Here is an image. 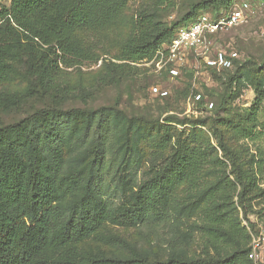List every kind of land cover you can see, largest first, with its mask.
Instances as JSON below:
<instances>
[{
	"label": "trees",
	"instance_id": "1",
	"mask_svg": "<svg viewBox=\"0 0 264 264\" xmlns=\"http://www.w3.org/2000/svg\"><path fill=\"white\" fill-rule=\"evenodd\" d=\"M173 2L155 0L154 6L136 11L134 33L114 57L123 63L103 64V71L114 85L133 68L132 63L148 62L159 48L170 44L178 28L191 25L202 13L214 20L226 17L244 0H190L187 9L168 23L162 19V6ZM125 4L126 0H11L10 6L0 9V82L7 79L11 57L24 36L33 42L26 59L36 75L34 82L38 85L41 80L49 85L55 60L68 59L77 51L74 31L113 21ZM262 63L264 59L260 66L241 56L233 59L231 68L205 64L213 77L222 81L225 91L211 101L194 91V102L217 112L213 122L219 125L215 128L216 138L223 150L227 145L222 126L233 128L242 137L260 138L264 143V119L259 117L264 79L255 83L257 98L246 114L228 109L232 115L218 117L221 110L228 108L226 103L240 79L250 76L249 69H263ZM157 74L177 79L182 73L179 70L174 76L164 69ZM161 91L167 94L162 95ZM38 92L41 96L46 94ZM157 95L164 99L169 93L160 89ZM189 121L191 126H196L197 121L206 123ZM165 122L154 121L158 143L162 149L171 148L172 153L170 157L160 154L154 158L145 170L148 177L139 184L137 173L144 163L143 126L148 122L144 121L141 129L117 106L87 108L51 103L13 123L0 125V264H254L249 257L251 247L222 261L210 255L188 256L194 233L184 229L186 215L173 207L172 199L176 184L199 168L202 156L198 151L202 150L186 141L184 132L178 133L170 125H186L188 119L171 114ZM238 181L243 192L256 185L250 174ZM214 194L210 193L208 199ZM215 211L207 212L202 225L208 244L232 240L240 227ZM108 222L135 228L141 237L154 242L157 255L120 257L101 250L80 251L78 244ZM59 250L64 252H51Z\"/></svg>",
	"mask_w": 264,
	"mask_h": 264
},
{
	"label": "rangeland",
	"instance_id": "2",
	"mask_svg": "<svg viewBox=\"0 0 264 264\" xmlns=\"http://www.w3.org/2000/svg\"><path fill=\"white\" fill-rule=\"evenodd\" d=\"M189 1L175 0L170 6L163 5L162 19L168 23L176 20L187 9ZM244 2L249 4L248 20L221 31L214 38L208 52L211 59L220 49L238 51L240 56L258 65L264 59V0ZM154 3L155 0H126L125 7L113 21L97 25L94 29L86 27L74 31L77 51L68 59L55 60L54 71L51 73L53 76L47 82L49 85L41 80L38 85L34 82L36 75L28 67L26 59L33 42L23 36L11 57L10 73L7 79L0 82V125L13 123L51 103L65 107L117 106L132 117L135 125L148 122L143 126L146 129L141 144L144 163L137 173L139 184L148 177L145 170L154 158H159L160 154L170 157L172 153L171 148L162 149L159 145L158 126L154 121L159 120L164 124L165 117L171 114L188 119L186 125L175 122L170 124L178 133L184 132L186 141H191V144L202 150V153L198 151L202 156L199 168L176 184L172 199L173 207L176 210L182 209L186 215L184 229L194 233L188 256L195 258L198 255H210L222 261L236 255L240 249L257 246L258 260L254 264L264 263V196H261L264 189V143L260 138L242 137L233 128L222 126L227 145V149L223 150L216 138L215 128L219 125L213 122L217 112L194 102V91L203 93L209 101L217 100L225 91L222 81L214 78L205 65L207 63L203 55L191 51L180 67L182 74L177 79L158 75L151 60L132 63L133 68H129L131 70L117 85L103 71V64L108 61L123 63L114 57L134 33L132 22L136 11L148 9ZM10 4L11 0H0V9ZM42 47L47 48L46 45ZM262 68L256 72L249 69L250 76L240 79L226 103L228 108L221 110L218 117L232 115L228 109L247 113L246 109L257 98L255 83L264 79L263 63ZM225 77L226 73H223L222 78ZM154 86L167 89L168 97L159 98L153 91ZM33 87L34 90H31ZM58 89L64 90L65 94ZM38 91L46 94L41 96ZM259 117L264 119V98ZM197 119L205 120L206 123L199 124L197 121L196 126H191L189 120ZM246 174L251 175L256 185L243 192L238 179ZM213 192V198L208 199ZM209 210L224 214L240 226L232 240H218L209 244L205 241L202 225ZM153 243L141 237L135 228L108 222L95 235L79 243L78 248L83 253L101 250L120 257L143 254L154 258L157 250ZM51 252L61 254L64 251Z\"/></svg>",
	"mask_w": 264,
	"mask_h": 264
},
{
	"label": "built area",
	"instance_id": "3",
	"mask_svg": "<svg viewBox=\"0 0 264 264\" xmlns=\"http://www.w3.org/2000/svg\"><path fill=\"white\" fill-rule=\"evenodd\" d=\"M248 12L249 4L244 2L228 16L217 20L207 13H202L191 25L178 28L173 41L156 51L151 64L155 65L157 72L169 69L170 73L175 76L178 75L189 52L194 50L197 55H203L202 57L211 66L219 69L233 67V59L241 57L237 51L228 52L220 49L216 51L213 59L208 56L213 43L211 36L246 22L249 18ZM153 91L157 93L160 89L153 87ZM161 94L165 95L167 91H161ZM199 97V94L196 95V99ZM249 257L254 261L258 260L257 246L252 248Z\"/></svg>",
	"mask_w": 264,
	"mask_h": 264
}]
</instances>
